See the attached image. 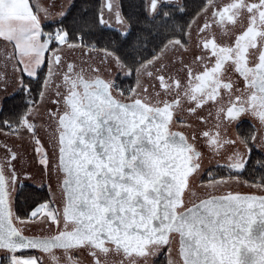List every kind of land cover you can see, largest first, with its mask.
Masks as SVG:
<instances>
[{
	"label": "snow or ice",
	"instance_id": "obj_1",
	"mask_svg": "<svg viewBox=\"0 0 264 264\" xmlns=\"http://www.w3.org/2000/svg\"><path fill=\"white\" fill-rule=\"evenodd\" d=\"M0 136V264H264V0H0Z\"/></svg>",
	"mask_w": 264,
	"mask_h": 264
},
{
	"label": "flooded vegetation",
	"instance_id": "obj_2",
	"mask_svg": "<svg viewBox=\"0 0 264 264\" xmlns=\"http://www.w3.org/2000/svg\"><path fill=\"white\" fill-rule=\"evenodd\" d=\"M78 55V54H77ZM250 123V122H249ZM213 132H215V129L213 128V129H211ZM4 139V137L3 136H0V141H2ZM222 163H223V161H222ZM245 176H247V174H245ZM242 191H246V189H243L242 188Z\"/></svg>",
	"mask_w": 264,
	"mask_h": 264
},
{
	"label": "crops",
	"instance_id": "obj_3",
	"mask_svg": "<svg viewBox=\"0 0 264 264\" xmlns=\"http://www.w3.org/2000/svg\"><path fill=\"white\" fill-rule=\"evenodd\" d=\"M25 255H27L28 253H24Z\"/></svg>",
	"mask_w": 264,
	"mask_h": 264
},
{
	"label": "trees",
	"instance_id": "obj_4",
	"mask_svg": "<svg viewBox=\"0 0 264 264\" xmlns=\"http://www.w3.org/2000/svg\"><path fill=\"white\" fill-rule=\"evenodd\" d=\"M29 254V253H28Z\"/></svg>",
	"mask_w": 264,
	"mask_h": 264
}]
</instances>
